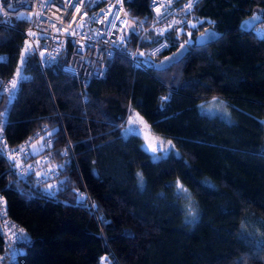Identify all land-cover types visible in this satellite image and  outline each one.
I'll return each mask as SVG.
<instances>
[{"label": "trees", "instance_id": "trees-1", "mask_svg": "<svg viewBox=\"0 0 264 264\" xmlns=\"http://www.w3.org/2000/svg\"><path fill=\"white\" fill-rule=\"evenodd\" d=\"M148 3L124 0L137 35L153 20ZM254 11L264 22V0H198L188 22L139 41L145 50L166 39L169 53L180 38L189 46L180 61L156 71L116 54L103 77L85 85L62 70L66 53L42 69L34 55L22 57V33L0 26V53L8 56L0 77L23 73L15 98L0 99V139L15 147L50 136L46 164L63 166L38 185L34 171L20 174L0 158L5 219L28 235L7 259L13 248L0 219L3 264H264V35L238 27ZM207 27L222 35L195 46ZM211 97L229 103L231 120L198 111ZM132 111L173 139L179 155L155 161L140 136L123 137Z\"/></svg>", "mask_w": 264, "mask_h": 264}, {"label": "built area", "instance_id": "built-area-1", "mask_svg": "<svg viewBox=\"0 0 264 264\" xmlns=\"http://www.w3.org/2000/svg\"><path fill=\"white\" fill-rule=\"evenodd\" d=\"M197 1L178 3L177 0H149L148 9L153 20L149 26L140 23L141 31L133 49L129 48L128 39L125 38L128 23L133 20L124 6V0H79V3L76 0H0V26L16 28L22 33V57L34 55L42 69L52 65L62 53H66L62 70L85 85L91 79L103 77L108 61L116 54L126 56L135 67L147 68L150 63L144 64L141 60H146L147 56L155 59L167 53L172 45L166 39H161L148 49H140L139 41L144 33L153 31L161 35V30H165V34L173 27L188 22V15ZM190 3L192 8L189 10L186 6ZM15 19L25 20V25L17 27ZM110 21L114 22V26ZM177 21L180 23H176ZM261 25H257L256 29L264 35V22ZM121 38L124 39L123 43ZM162 44H167L168 47L162 49ZM26 48L30 49L31 54L25 51ZM140 53H144V56L140 57ZM7 57V54L0 53V61L6 62ZM53 58L55 62H50ZM12 81V76L0 77V99L12 92ZM33 138L31 135L15 147L10 146L5 139H0V149L3 150L5 159L10 153L16 156L20 167L12 166V170L20 174L34 171L33 183L41 185L55 178L60 164H46L51 152L49 147L32 159L30 155H25V152H29L27 149ZM48 141L51 142L50 136L43 138L41 144ZM66 146L70 147L71 144ZM19 149H24V152L18 151ZM29 165H32L31 169ZM4 212V205H0V219L13 248L7 252V259L12 260L14 245L21 242L16 239V235L23 229L5 219ZM23 234L28 237L24 230ZM4 258L5 254L0 253V264H3Z\"/></svg>", "mask_w": 264, "mask_h": 264}, {"label": "rangeland", "instance_id": "rangeland-1", "mask_svg": "<svg viewBox=\"0 0 264 264\" xmlns=\"http://www.w3.org/2000/svg\"><path fill=\"white\" fill-rule=\"evenodd\" d=\"M193 24L197 25L198 21L190 22L189 26H192ZM262 25L259 27V31L261 30ZM178 33L184 32L186 35V39H191V34L189 29H184L182 27H179L177 29ZM17 73H19V77L17 76ZM23 76L21 67H18L14 74V80L18 82V80ZM198 111L202 114H206L209 116H218L226 121L231 120L232 114H231V107L229 103L219 97H211L203 102H201L198 105ZM137 120L138 123L135 125L140 129V134L138 136L142 139V148L149 153L150 158L152 160H160L161 158L167 156L170 153H173L175 155H179V151L174 145L173 139L160 135L152 130L148 122L145 120V118L138 113L137 111H132L130 115L127 116L125 124L121 128V135L123 137H127L129 135L125 134V129L131 126V121ZM42 137H39L35 140H33L28 147V151L35 147L37 149L40 148V144L42 141ZM163 142L162 148L160 147V143ZM170 145L174 146V148L170 147ZM157 148V151L155 153L152 152L153 148ZM101 264H110V261L108 259H103Z\"/></svg>", "mask_w": 264, "mask_h": 264}, {"label": "snow or ice", "instance_id": "snow-or-ice-1", "mask_svg": "<svg viewBox=\"0 0 264 264\" xmlns=\"http://www.w3.org/2000/svg\"><path fill=\"white\" fill-rule=\"evenodd\" d=\"M76 2L79 3V0H76ZM186 7H187V9L190 10V9L192 8V4L190 3V4H188ZM117 15H118V12H117ZM21 19H24V17H21ZM110 23L113 24V26H114V22L110 21ZM176 23H180V21H177ZM192 27L195 28L196 25L193 24ZM164 31H165V30H161L160 34L163 35V34H164ZM73 34H74V33H73ZM132 34H133V35H137V33H136V29H135V28H132ZM174 35H175L174 32H173V33H170L169 38H171V37L174 36ZM215 35H216L215 33H210V34L208 35V37H202V38L198 41V43H199L201 46H204V45H206L207 41H208L209 39L214 38ZM123 42H124V39L121 38V43H123ZM167 47H168L167 44H162V45H161V48H162V49H163V48H167ZM25 51H26V52H29V54H31L30 49L26 48ZM157 51H160V49H157ZM186 51H187V49H185V52H186ZM180 55L183 56V55H184V52H181ZM139 56H140V57H143V56H144V53H140ZM23 62H24V61L22 60V63H23ZM50 62H55V61H54V58H53V59H50ZM140 62H141V63H144V64H148V63H150L149 60H141ZM19 75H20V74L17 73V76H18V77H19ZM11 87H12V92H11V95H10V97H9L10 102L15 98V92H16V88H17V81H16V80L12 81ZM165 99H166V98H165ZM137 123H138L137 120H132V121H131V126L125 129V134H126V135H129V136H138V135L140 134V129H139L138 127L135 126ZM0 127H3V125L0 124ZM48 135H51V133H48ZM41 139H43V138H41ZM50 144H51V142L48 141L46 144H41V146H40L39 149L33 147V148L30 150V152H25V155L35 156V155L39 154V152L42 151L44 148H46V147H50ZM162 146H163V142L160 143V147H161V148H162ZM170 147L174 148V146H172V145H170ZM18 151L24 152V149H19ZM156 151H157V148L154 147V148L152 149V152L155 153ZM64 154H67V150H65V153H64ZM3 157H4V152H3L2 149H0V158H3ZM7 159H9V160H11V161L13 162V167H20L19 163L16 162V156H15V155H12V154L10 153V154H8ZM28 167H29V169H31V168H32V165H29ZM60 167H63V166H60ZM49 171H52V169H49ZM45 175H47V174L45 173ZM65 186H66V185H65ZM174 186H175V185H174ZM52 187H54V186H53V185H49V189H51ZM177 187H178V186H177ZM178 192L180 193V195H184V194H185V190H183V189H181V188H179V187H178ZM49 195H53V193H52V192H49ZM78 202H80L81 204H86V199H85L83 196H78ZM16 239L19 240V241H21V242H25V243H26L27 240H28V237H27L26 235L23 234V230H20V234L16 235ZM15 255H16V252H15V250H14V251H13V256H15Z\"/></svg>", "mask_w": 264, "mask_h": 264}, {"label": "water", "instance_id": "water-1", "mask_svg": "<svg viewBox=\"0 0 264 264\" xmlns=\"http://www.w3.org/2000/svg\"><path fill=\"white\" fill-rule=\"evenodd\" d=\"M263 21V17L261 14H259L258 12L254 11L250 16L242 19L238 25L239 29L242 31H251L254 27H256L259 23H261ZM132 28L136 29V24L133 21H129L128 26L125 30V38L128 39L130 34L132 33ZM210 33H215V37L212 39H209L207 41V43L212 42L216 39H218L222 33L218 32L216 30H214L211 27H207L204 30H202L201 32H199L195 37H194V45L195 46H201L198 41L202 38V37H208V35ZM180 42L177 45V47L165 54L164 56H162L160 59H154L150 56L146 57V60L150 61L151 67L156 70V71H161V70H165L168 67H170L171 65L177 63L178 61H180L188 52L189 50V46L186 42L181 41V39L179 38ZM206 43V44H207ZM185 49H187V51L185 52ZM184 52V55L181 56L180 53Z\"/></svg>", "mask_w": 264, "mask_h": 264}]
</instances>
